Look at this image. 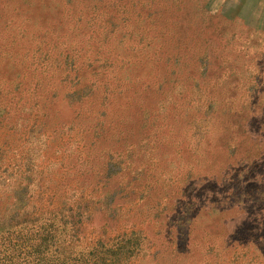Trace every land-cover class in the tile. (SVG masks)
<instances>
[{
    "label": "rangeland",
    "instance_id": "374dc122",
    "mask_svg": "<svg viewBox=\"0 0 264 264\" xmlns=\"http://www.w3.org/2000/svg\"><path fill=\"white\" fill-rule=\"evenodd\" d=\"M241 2L0 0V233L5 230L8 233L0 242L5 241L1 246L3 259H29L33 264H46L44 257L51 256L50 249L55 240L65 237L58 225L60 222L71 227L67 234L69 239H77L82 234L86 240L79 257L66 259L70 264H154L151 259L158 251L166 253L155 264H210L212 259L214 262L223 259L221 255H214L217 254L215 250H211L210 255H201L198 250V255L190 260L189 254L184 255L185 246L173 252L171 243L150 240L155 228L130 224L129 214L125 212L120 211L114 216L110 209L114 198L107 191L95 196L69 192L68 186L54 171L51 174L53 180L44 178L40 172L36 178L30 173L20 177L19 171L14 174L13 149L8 147L13 148L17 143L14 137V130L19 127L14 122L16 110L34 108L43 124L44 118L52 123L53 117H57L54 123L68 124L63 99L67 90L62 79L65 77L63 60L74 52L78 60L73 67L82 75L85 69L99 68L97 61L90 64L86 61L94 51L97 55L101 51L98 59L102 61L123 59L132 79L137 73H149L148 93L145 82L137 80L133 81L129 96L136 95L135 84L142 83L145 103L151 108L158 104L163 91L167 92L176 84V104L177 94L181 99L183 139L189 136L190 104L196 100L206 104L211 102L214 130L218 131L222 127L219 118L223 112L226 115L237 112L243 99L249 100L254 73L259 78L262 76V87L259 86L261 90L256 99L264 115V0H247L245 6ZM221 9L230 12L231 17L223 16L218 11ZM157 11H162L163 15L159 17ZM133 31L136 32L135 40L148 34L149 47L144 39L143 48L137 42L139 47L130 49L132 39L129 38ZM177 48L181 50L176 51ZM178 51H181V58L177 57ZM196 52L199 58L194 57ZM191 54L193 56L189 57ZM148 57L150 61L146 64ZM101 64L106 72H110L109 63ZM113 68L116 72L115 66ZM245 74L249 76L246 80L243 79ZM162 83L164 87L159 86ZM141 95L142 92L139 97ZM173 99V95L168 96L166 103L173 104ZM28 120L23 117L20 125H26ZM86 120L93 125L97 118L91 115ZM104 140L103 147L109 146L107 139ZM56 154L61 156V150L53 145L47 154L51 159L48 165L60 164ZM44 158L46 156L41 153L40 160ZM30 163L35 165L34 161ZM101 165H104L103 161ZM42 167L44 164L39 161V170ZM83 179L93 180L91 177L75 178L77 182ZM101 196L105 201L99 198ZM98 201L113 219L107 222L96 213ZM136 218L133 216L130 221L136 223ZM209 231L215 232L214 227L209 226ZM197 236L200 237V232ZM71 240L59 250L61 253L76 245L77 241ZM208 243L218 244L219 240L198 241L197 245L203 248L202 245ZM251 252L228 251L230 264H253L258 259L253 258ZM51 259L58 258L52 256Z\"/></svg>",
    "mask_w": 264,
    "mask_h": 264
},
{
    "label": "crops",
    "instance_id": "0c3cea01",
    "mask_svg": "<svg viewBox=\"0 0 264 264\" xmlns=\"http://www.w3.org/2000/svg\"><path fill=\"white\" fill-rule=\"evenodd\" d=\"M242 2L245 6L247 0ZM218 11L231 17L224 9ZM156 13L159 17L163 15L162 11ZM135 38L133 31L129 38L132 39L130 49L138 48L137 42L143 48L144 39L149 47L148 34ZM100 55L101 51L98 55L94 51L86 57L87 63L97 61L100 66L85 69L84 75L73 67L78 60L75 52L63 60L67 125L54 123L57 117L52 118V123L44 118L43 124L34 108L16 110L14 122L19 127L14 130V137L17 143L13 148L8 147L13 149L14 174L19 171L21 177L30 173L36 178L40 172L44 178L52 179L54 171L69 192L95 196L107 191L114 198L110 204L114 216L125 212L129 214L130 224L153 226L150 240L171 243L173 252L185 246L184 255L189 254L190 260L198 255V250L201 255H210V251L215 250L214 255H221L223 259L215 262L212 259L210 264H230L228 251L238 254V251L251 250V256L258 259L253 264H264V115L256 99L262 87V76L259 78L254 73L249 100L246 102L245 97L237 112L227 115L223 112L219 118L222 127L218 131L214 130L211 102L196 100L190 104L189 136L183 139L181 99L177 94L176 104V84L167 92L163 91L158 104L151 108L145 103L144 94L145 89L147 93L150 89L151 75L137 73L132 79L123 59L102 61L98 59ZM198 56L196 52L194 57ZM177 57H182L181 51ZM149 61L148 57L146 64ZM101 63H109L110 72H106ZM247 77L245 74L243 79ZM137 80L145 82V89L142 83H136V95L130 97L133 81ZM171 95L173 104L166 103ZM91 115L97 118L93 125L86 120ZM23 117L29 120L21 126ZM104 138L109 146L103 147ZM53 145L61 150V156H55L59 157L60 164L55 167L48 165L51 159L47 156ZM41 153L46 158L40 160ZM31 161L35 165L29 164ZM39 161L44 164L41 170ZM82 177L93 180H75ZM101 204L98 201L96 213L106 221L113 219ZM133 216L137 217L136 223L130 221ZM209 226L214 227L215 232H210ZM211 235L213 237L209 238ZM215 240L219 243L198 248V241ZM163 253L166 251L152 256L154 264Z\"/></svg>",
    "mask_w": 264,
    "mask_h": 264
},
{
    "label": "trees",
    "instance_id": "16d2710c",
    "mask_svg": "<svg viewBox=\"0 0 264 264\" xmlns=\"http://www.w3.org/2000/svg\"><path fill=\"white\" fill-rule=\"evenodd\" d=\"M32 224V223H30ZM58 225L60 226V230L61 233H65V237L63 235V238L57 239L55 240L53 247H51V256L50 257H44V259L47 260L48 263H52V264H70L69 262L67 263L66 259H73L74 257H79L80 254V249L84 246V243L86 242V240L82 237V235L80 234L77 239H72V240H76V245H74L70 250L67 251H63L62 253L59 251L63 246L69 244L70 240L69 237H67V234L70 233L71 231V227L65 226L64 224H62L61 222L58 223ZM7 231H3L0 233V242L2 239H4L6 236ZM62 235V234H61ZM71 240V241H72ZM5 244V241H2V244H0V264H33L34 262H31L29 259L27 260H20L19 258H10L7 257L5 259H3L2 256V247ZM2 246V247H1ZM52 256H56L58 259L56 260H52L51 257ZM30 257V256H29ZM59 258L61 260H59ZM80 260V258L78 259V261ZM46 262V264H48Z\"/></svg>",
    "mask_w": 264,
    "mask_h": 264
}]
</instances>
